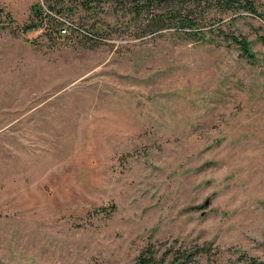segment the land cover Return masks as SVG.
<instances>
[{
    "label": "rangeland",
    "instance_id": "1",
    "mask_svg": "<svg viewBox=\"0 0 264 264\" xmlns=\"http://www.w3.org/2000/svg\"><path fill=\"white\" fill-rule=\"evenodd\" d=\"M38 2L0 0V264H133L151 245L264 264V22L210 12L206 40L141 39L129 15L80 11L110 39L56 49L2 28Z\"/></svg>",
    "mask_w": 264,
    "mask_h": 264
},
{
    "label": "trees",
    "instance_id": "2",
    "mask_svg": "<svg viewBox=\"0 0 264 264\" xmlns=\"http://www.w3.org/2000/svg\"><path fill=\"white\" fill-rule=\"evenodd\" d=\"M104 8L112 9L113 15L120 14L123 19L129 15L130 23L141 21V34L137 37L141 39L172 31L192 41L206 40L208 36L220 31V25L216 23H203L210 12L225 14L244 9L264 22V17L250 0H44V3L38 2L32 6L29 22L19 25L8 13V20L2 28L18 36L41 32L39 37L43 42L38 45L48 44L61 49L76 44L96 49L110 39L111 31L104 30L97 22L88 28L74 17L80 11L96 17V10ZM123 23L128 27V23ZM206 28H210V31ZM226 37L227 41L239 46L243 55L252 56L250 44L245 38L234 34ZM202 251V248L197 247L187 253L172 250L160 253L151 245L141 252L133 264H194ZM249 264L257 263L251 261Z\"/></svg>",
    "mask_w": 264,
    "mask_h": 264
}]
</instances>
